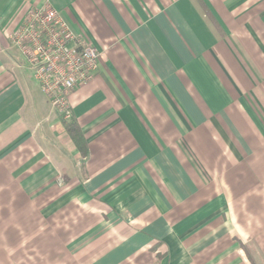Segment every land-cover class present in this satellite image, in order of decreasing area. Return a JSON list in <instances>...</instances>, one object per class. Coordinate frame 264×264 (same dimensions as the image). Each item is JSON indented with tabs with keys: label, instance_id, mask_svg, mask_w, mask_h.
<instances>
[{
	"label": "crops",
	"instance_id": "0c3cea01",
	"mask_svg": "<svg viewBox=\"0 0 264 264\" xmlns=\"http://www.w3.org/2000/svg\"><path fill=\"white\" fill-rule=\"evenodd\" d=\"M43 5L100 54L85 156L10 39ZM0 264H264V0H0Z\"/></svg>",
	"mask_w": 264,
	"mask_h": 264
},
{
	"label": "built area",
	"instance_id": "2783aa9c",
	"mask_svg": "<svg viewBox=\"0 0 264 264\" xmlns=\"http://www.w3.org/2000/svg\"><path fill=\"white\" fill-rule=\"evenodd\" d=\"M10 39L58 115L70 119L68 95L94 77L100 57L97 49L50 5L30 8Z\"/></svg>",
	"mask_w": 264,
	"mask_h": 264
},
{
	"label": "trees",
	"instance_id": "16d2710c",
	"mask_svg": "<svg viewBox=\"0 0 264 264\" xmlns=\"http://www.w3.org/2000/svg\"><path fill=\"white\" fill-rule=\"evenodd\" d=\"M64 126H65V129L67 131V133L69 134V136L72 138V140L74 141V143L76 144L80 154L82 156H85L86 154V142L83 138V135L81 134L80 132V128L78 126V123L73 119V117H71L70 119L68 120H64L61 116H60ZM244 249L246 250V252L248 253V255L251 257V252H250V249L249 247L245 244V243H242Z\"/></svg>",
	"mask_w": 264,
	"mask_h": 264
},
{
	"label": "rangeland",
	"instance_id": "374dc122",
	"mask_svg": "<svg viewBox=\"0 0 264 264\" xmlns=\"http://www.w3.org/2000/svg\"><path fill=\"white\" fill-rule=\"evenodd\" d=\"M17 53H18V52H17ZM246 245H248V244H246ZM247 255H248V253H247ZM253 256H254V254H253V253L251 254V257L248 255L249 259H252V258H253Z\"/></svg>",
	"mask_w": 264,
	"mask_h": 264
}]
</instances>
